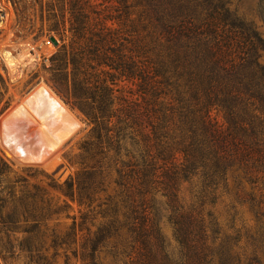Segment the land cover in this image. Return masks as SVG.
Wrapping results in <instances>:
<instances>
[{
  "label": "trees",
  "instance_id": "trees-1",
  "mask_svg": "<svg viewBox=\"0 0 264 264\" xmlns=\"http://www.w3.org/2000/svg\"><path fill=\"white\" fill-rule=\"evenodd\" d=\"M89 1L73 0L72 14L83 15ZM111 1L126 4L132 17V89L127 95L102 81L86 98L90 129L79 169L61 186L101 220L91 230L84 213L66 234L84 231L90 264H264V0H246L256 2L261 25L242 10L244 0ZM85 27L73 25V35ZM103 41L96 50L104 55ZM8 171L0 156V175ZM13 195L0 198L9 202L0 210L1 242L16 231L59 238L39 191ZM218 200L230 212L248 205L250 253L238 235L232 242L221 231Z\"/></svg>",
  "mask_w": 264,
  "mask_h": 264
},
{
  "label": "rangeland",
  "instance_id": "rangeland-1",
  "mask_svg": "<svg viewBox=\"0 0 264 264\" xmlns=\"http://www.w3.org/2000/svg\"><path fill=\"white\" fill-rule=\"evenodd\" d=\"M77 7L73 0H0V156L9 167L6 176L0 175V198L8 191L14 197L39 191L49 208L47 222L60 234L35 240L16 231L0 241V264H90L84 231L66 234L88 211L61 185L79 169L81 143L90 129L84 122L86 98L94 94V85L116 82L109 86L127 95L132 89L127 75L133 25L124 3L90 0L81 16L72 14ZM242 10L262 24L255 1L244 0ZM79 23L86 27L75 37L72 27ZM260 30L264 32V26ZM52 37L57 44H46ZM102 38L108 48L104 55L96 50ZM100 59L108 65H98ZM118 63L123 70H116ZM111 106L106 115L112 113ZM213 116L224 122L222 114L213 111ZM259 185L264 188V183ZM5 204L0 200L3 215L9 202ZM213 208L221 231L232 242L238 235L239 245L250 253L253 246L245 230L253 229L254 220L248 205L230 212L218 200ZM161 214L163 232L173 242L167 215ZM100 220V215L88 212L86 226L95 230Z\"/></svg>",
  "mask_w": 264,
  "mask_h": 264
},
{
  "label": "bare ground",
  "instance_id": "bare-ground-1",
  "mask_svg": "<svg viewBox=\"0 0 264 264\" xmlns=\"http://www.w3.org/2000/svg\"><path fill=\"white\" fill-rule=\"evenodd\" d=\"M39 95H40V94L37 95V99H38V100H39V98H40V97H38ZM41 99H42V98H41ZM38 100H37V101H38ZM34 101H35V100H34ZM57 101H58V100H57ZM54 103H55V102H54ZM53 105H54V104H53ZM38 106H39V105H38ZM38 106L35 104L34 112H36V110L38 109ZM56 106H57V105H56ZM20 108H21V107H20ZM41 108H42V106H41ZM61 108H62V110H64L63 107H61ZM51 109H54V108H51ZM21 113H22V112H21Z\"/></svg>",
  "mask_w": 264,
  "mask_h": 264
},
{
  "label": "built area",
  "instance_id": "built-area-1",
  "mask_svg": "<svg viewBox=\"0 0 264 264\" xmlns=\"http://www.w3.org/2000/svg\"><path fill=\"white\" fill-rule=\"evenodd\" d=\"M52 43V40L51 39H47L46 40V44H51Z\"/></svg>",
  "mask_w": 264,
  "mask_h": 264
},
{
  "label": "water",
  "instance_id": "water-1",
  "mask_svg": "<svg viewBox=\"0 0 264 264\" xmlns=\"http://www.w3.org/2000/svg\"><path fill=\"white\" fill-rule=\"evenodd\" d=\"M52 41L57 44V40L55 38L52 37Z\"/></svg>",
  "mask_w": 264,
  "mask_h": 264
}]
</instances>
